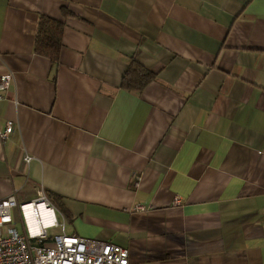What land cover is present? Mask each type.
I'll return each instance as SVG.
<instances>
[{
    "label": "crops",
    "instance_id": "crops-1",
    "mask_svg": "<svg viewBox=\"0 0 264 264\" xmlns=\"http://www.w3.org/2000/svg\"><path fill=\"white\" fill-rule=\"evenodd\" d=\"M41 14L56 63L33 51ZM6 72L0 198L44 194L131 264H264V0H0Z\"/></svg>",
    "mask_w": 264,
    "mask_h": 264
},
{
    "label": "built area",
    "instance_id": "built-area-1",
    "mask_svg": "<svg viewBox=\"0 0 264 264\" xmlns=\"http://www.w3.org/2000/svg\"><path fill=\"white\" fill-rule=\"evenodd\" d=\"M11 73L0 75V100ZM12 130L8 121L0 139ZM30 156L23 160L29 162ZM143 209L142 206H137ZM14 210L22 228L15 225ZM0 264H131L128 250L112 242L84 238L64 231V221L44 194L19 202L11 194L0 198Z\"/></svg>",
    "mask_w": 264,
    "mask_h": 264
},
{
    "label": "trees",
    "instance_id": "trees-1",
    "mask_svg": "<svg viewBox=\"0 0 264 264\" xmlns=\"http://www.w3.org/2000/svg\"><path fill=\"white\" fill-rule=\"evenodd\" d=\"M63 23L54 18L39 15L34 36L33 51L57 62L62 46ZM154 74L138 62H131L123 76L121 86L130 90H141Z\"/></svg>",
    "mask_w": 264,
    "mask_h": 264
},
{
    "label": "rangeland",
    "instance_id": "rangeland-1",
    "mask_svg": "<svg viewBox=\"0 0 264 264\" xmlns=\"http://www.w3.org/2000/svg\"><path fill=\"white\" fill-rule=\"evenodd\" d=\"M15 219H16V220H15V221H16V222H15L16 227H17L18 229H21V228H22V225H21V221H20L19 216L17 215ZM67 225H68V223H67Z\"/></svg>",
    "mask_w": 264,
    "mask_h": 264
}]
</instances>
